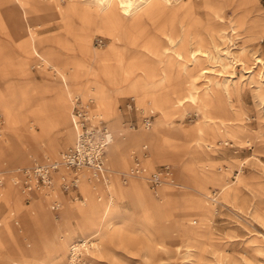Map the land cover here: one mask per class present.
<instances>
[{
    "label": "rangeland",
    "instance_id": "1",
    "mask_svg": "<svg viewBox=\"0 0 264 264\" xmlns=\"http://www.w3.org/2000/svg\"><path fill=\"white\" fill-rule=\"evenodd\" d=\"M135 1L130 0L132 4ZM152 2L147 9H154L155 12L149 10L148 20L142 27L124 33L130 36L132 45V48L126 47L127 54H132V57L125 60L132 74L148 81H158L165 77V82L177 76L185 87L183 95L188 90L198 95L207 79L215 78L223 90L225 85L228 89V104L235 118L231 127L243 132L242 137L233 147L219 145L223 140L231 143V139L226 137L227 128L217 122L213 125L212 136L203 138L198 146L195 126L200 122V113L196 112L192 103L177 106L176 96L165 89L147 95L112 94L114 111L119 119L111 127L110 123L115 117L106 118L99 109L95 102L98 99L94 95L98 91L95 88L93 93L89 90L93 84L85 86L87 93L83 89L63 87L58 77L65 75L68 82L69 74L73 70H82L85 64L78 44V38L84 35L79 34L86 30L90 51L103 52L112 45L111 36L115 30L137 20L138 15L129 17L122 11L102 9V0L0 2V15L7 13L9 20H12L15 14H21L32 22L27 36L15 38L14 33L12 37L6 36L13 32L8 20L9 30L0 33V50L5 54L0 58V114L4 120V130L0 137V178L3 183L0 189V229L6 226L13 238L4 255V264L35 262L41 254L48 255L56 245L64 242L71 246L49 264H70L69 260L75 264L73 259H69V253L72 246L77 247L79 244L83 251L82 262L79 264H264V82L260 80L257 70L254 76L244 73V70L249 71L254 66L256 58L264 59V0H189L186 4L181 0ZM241 13L246 14L245 21L249 23L259 21V27L250 32L241 29L238 21ZM173 14H187L191 19L198 20L193 28L188 25V19L182 17L177 22V29L184 30L188 25L182 38L183 50L187 49L189 53L200 47L208 59L199 55L193 61L190 56H186L178 62L172 52L166 54L170 46L159 32L152 29L151 21L159 16ZM215 16L223 17L224 20ZM212 28L215 32L223 33L230 43L224 45L217 40V43L210 45L209 51L204 42L197 44L198 34L208 35V32H213ZM177 36L176 33L174 37ZM154 37L156 39L151 40ZM21 44L30 46L31 53L36 50L41 56L36 59L31 56L22 61L19 51ZM120 44L122 46L124 43ZM175 49L182 53L178 47ZM50 51L56 55L51 56ZM39 58H43L46 63H40ZM222 59H226L227 68ZM236 61L242 63V66L236 68V77L232 79L229 75L233 74L235 66L232 63ZM202 68L210 73H197ZM222 69L225 74L221 75L219 72ZM79 73L81 75V71ZM190 76H195V79ZM60 90L67 106L69 129V96L72 94L92 99L90 112L95 109L104 115L105 119L102 120L119 146V154L112 162L109 156L111 144L106 152V179L109 183L105 188V181L95 182L92 179L95 188H91L86 179L80 177V182L84 180L89 190H84L78 183L76 189L61 192L58 177L69 176L61 170L54 176L50 199L43 200V197L39 199L36 196L25 201L20 193L19 198L6 202L3 192L15 188L8 183L16 169L30 166L34 161L55 160L70 146V142L61 144L57 154L46 157L35 156L24 162L20 158L28 148L29 140L36 142L43 136L31 115H35L41 107L48 123L52 124L56 117L52 93L57 94ZM17 96L19 99L15 103L17 109L14 114L21 121L12 123L7 138L9 125L2 108L5 101L2 100L12 104ZM78 98L85 104L81 97ZM130 101L133 103L132 109L127 108ZM100 102H106L101 95ZM148 114L152 115V125L149 130H145L141 120ZM129 124L135 125V128L131 129ZM140 133L148 134L151 140L142 139ZM137 134L140 136L139 145L134 146L131 136ZM144 146L146 156L143 165L148 171L162 166H169L172 171L171 182L158 191L152 190L144 179L129 176L133 154L142 153ZM213 164H217L215 168ZM212 173L220 176V184L229 181L228 188L222 191L219 189L220 184H213ZM133 180L143 185L139 192L128 191ZM117 189L124 193L116 195L118 212L111 217L109 211L102 223V212ZM213 193H216V205L209 200ZM37 200L43 202L42 210L37 207ZM53 201L59 204L56 211L51 209ZM149 202L162 207L170 205L168 208L165 206L166 212L160 216L162 219L152 216L153 213L147 208ZM29 208L36 214L35 217H27L34 230L31 235L19 218ZM68 208L70 212L65 213ZM78 213L86 214L81 218L82 224L89 227L88 231H84L85 242L81 241L80 233L68 235L65 229L67 225L74 227L78 224ZM202 221L205 226H202ZM164 225L169 229L162 231L158 239L157 234ZM171 244H182L185 248L172 249Z\"/></svg>",
    "mask_w": 264,
    "mask_h": 264
},
{
    "label": "bare ground",
    "instance_id": "2",
    "mask_svg": "<svg viewBox=\"0 0 264 264\" xmlns=\"http://www.w3.org/2000/svg\"><path fill=\"white\" fill-rule=\"evenodd\" d=\"M7 1H9V0H0L1 3H3V2L5 3ZM102 1H103V3L100 4V5H102V9L108 8L109 10L122 11L124 13V15L129 16V17H131L133 15H138V19L136 18L137 20H135V21H133L131 23H126L125 25L120 26L119 28H117L115 30V32L112 34V36H111L112 45H110L103 52H99V53L93 52L90 55V53L88 52V50L90 49L89 45H88V35L86 34L87 35L86 37L84 36V37L78 39V44L81 47L80 53H83V56H84V59H85V64H84L82 70H73L71 73H74V72H78L79 73V71H81V74H82V72H84V73L86 72V74H87V72H90L91 73L90 77L92 78V80H96L97 73L99 71V69L96 68L95 65H94V61L96 60L97 57H105L107 55H110V56H112L114 58V60L117 63H119L120 66H122V67H127V66L130 67L126 63L125 60H130V58L132 57V54H127L126 47L130 46L132 48V45L130 43L131 42L130 41V36L127 37V35H125V34H127V32H134V31L140 29L142 27V25L144 24V22L146 20H148V17L150 15V13H148V12H149L150 8L147 9V6L154 0H136L133 4L130 2V0H102ZM166 1L169 3V0H166ZM181 1H183L184 4H186L189 0H181ZM15 6H17V5L15 4ZM29 11L32 12L33 10H29ZM150 11H151V13H152V11L155 12L154 9H151ZM178 14H176V15L175 14H173V15H163L162 17L159 16L158 18L153 19L151 21L152 29H162L167 24L173 23L174 19L178 16ZM181 16L183 17V19H186V20L188 19V21H189L188 25L192 26L193 28L198 23V20L191 19V17H189L187 14H183ZM215 17L217 19L224 20L223 17H219V16H215ZM245 18H246V14L245 13L239 14L238 21H239V27L241 29H246L247 32H250L251 29H256V28L259 27L258 26V22L259 21L257 22V21L253 20L252 23H249L248 21H245ZM7 20L11 24V26L13 28V32L12 33L9 32L10 34H6V36L12 37L13 33H14V37L15 38H17V36H20V37H23V35L27 36V32L29 31V28L31 27L29 25L32 24V22L30 20H26L25 17H23L21 14H15L14 17H12V20L10 19L11 21L9 20V16H8L7 13L6 14L5 13L1 14L0 15V33L1 34H4L5 31H7V29L9 30V27L7 26ZM188 25L186 27L185 33L188 30L187 29ZM119 32H121L122 35ZM210 32H208L209 33L208 35H204V33L200 34V35L198 34V36H197L198 39H196L197 40V44H199L200 41L204 42V46L209 51L210 50V48H209L210 45L211 44L214 45L215 43H217L216 42L217 40L218 41L220 40L224 45L227 44V43H230V41L225 38V35L223 33L219 32V31L215 32L214 29H213V32H211V33ZM214 32L216 33L215 36L213 35ZM85 33H86V30H84L79 35H83ZM185 33L182 35V37L179 39V41H178V43L176 45V48L178 47V50H182V53L180 54L179 52H176L175 60L180 62L186 56H188V57L190 56L192 58V60L195 61L197 56H199V55L204 57V58H206V59H208L209 58L208 55L200 47L195 48L194 50L190 51L189 53H187L188 52L187 49L183 50L184 42L182 41L183 40L182 38L185 35ZM148 40H149V38H148ZM120 43H124V44H122V46H120L121 45ZM126 44H128V45H126ZM195 46H197V45H195ZM29 47L30 46H27V45H24V44L20 45L19 51H20V57H21L22 61L30 59L31 56L34 57L35 59L38 58L39 56H41L36 50H33V52L31 53L29 51ZM225 49H227V47ZM49 53L53 57L56 55V53H54L53 51H50ZM49 53L47 54V56H49ZM4 56H5V54H3L2 50H0V58H3ZM225 56H228V54H226ZM222 57H224V56H222ZM215 58H217V57H215ZM220 58H221V56H220ZM222 60L225 63L224 65L227 68V64L225 62L226 59H222ZM232 60L235 61L234 57H233ZM255 60H256V62L254 63V66H252V68L249 71H246V70L243 69L244 73L247 74V75L254 76L255 75L254 74L255 70H257L258 71L257 74H258V76H260V80L264 82V59L262 60V59L256 58ZM38 61L40 63L41 62H43V63L45 62L46 63V61L43 58H39ZM238 62L239 61H236V62H233V63L231 62L235 66V69L233 70V74L229 75V77H231L232 79L236 77V68L239 67V66H242V63L238 64ZM219 63H218V65H219ZM221 64H223V63H221ZM200 66H201V64H200ZM46 67L50 68V67L47 66V64H46ZM223 70L224 69H222V72H219L221 75L225 74L223 72ZM192 71H194V70H192ZM198 72L200 74H209L210 73V71L207 70L206 68L199 69V70H197V73ZM57 73H58V71L55 72V74H57ZM61 73L63 74L62 71H61ZM193 73H195V72H193ZM132 75L133 74H131L130 78H128V79H133V81H132L131 85L128 88L129 91L126 92V93H133V94L137 93V94H141V95H147L150 92H157V91H161L162 89H165L168 92H171L172 94H174L176 96V105L177 106L183 107L186 103H188V104L192 103V104L195 105L196 112L200 113V115H201V119H200L199 124H197L195 126L196 136H197V145L198 146L201 144L200 141H202L203 138L212 136V132L214 130L213 129V125H215L217 122L221 123L223 126H225V128H227V132L228 133H227L226 137L231 139V143L228 142V141L223 140L222 142H220L219 145H221V144L225 145L226 144L229 147H233L235 144H237L239 142L240 138L242 137V135H243L242 133L243 132L237 130L234 127H231V125H234L232 123L234 122L235 118H234V114H232V112L230 110V105L228 104V102L230 101L228 89H227V87L225 85L224 90H223L220 87V84H219L218 80H216L215 78L209 77L207 79V81H206V84L203 85L201 93H199L198 95H195L194 93H192L189 90L186 93V95H183V93L185 91L184 90L185 87L183 88V86L181 85V83H180L179 79L177 78V76H172L169 79V82L168 81L165 82V79L164 80L161 79L160 81H148V80L137 79V78L135 79V75H133V76ZM194 77L195 76H190V78H194ZM79 78H82V75H80ZM224 82H226V81H224ZM90 83H87L86 85H88ZM91 84H93V87L89 89L90 92L93 93L94 88H95L96 91L104 94L103 93V88H104L103 87V82H100V86H98L95 83H91ZM85 86L83 87V89H85ZM223 86H224V84H223ZM63 87H65L67 89L68 87L71 88V85L68 82H66ZM120 91L121 90L117 89L116 90V94L121 93ZM92 93H90V94H92ZM62 94H63L62 90H60L57 93V95H56V98H55L56 117H55V120H54V122L52 124L48 123V120H47V117H46V113L43 114L42 110H44V109L41 108V107H39L40 109L37 111V113L35 115H31V118H33V120H35L36 123L39 125V131L41 130L43 136L41 135L42 137L40 138V140H37L36 142L35 141L31 142V140L28 141V148L25 151L21 150V151H23L22 152L23 154L20 156V158H22V162L27 161L31 157L33 158L35 156L36 157H40V156H45L46 157L48 155L57 154V152L60 149V145L62 143L70 142V146L69 147H71V146H73L75 144L76 135H75V132H74L72 126H71V121H70L71 110H72L71 106H73V99L74 98L81 97L84 100L85 104L84 103L83 104L87 107V109H88V111H89L91 116L100 118L101 120L105 119L104 115L102 113H100V112L95 111V109L90 112L89 104L93 102L92 99L83 97V96H81L79 94H72V95L69 96L68 119H69V124H70V127H71L69 129L67 127V109L63 108V106H62V104H63L62 103L63 102ZM18 99H19L18 96L15 97L13 99V101H12V104L8 103V101H6V100H2L3 102L5 101L4 104H2V108H3V111L5 112V115H6V118H7V121H8V125H9V127H8L9 130L7 132V138L9 137V134H10L9 131L11 130L12 123L15 122L16 120L21 121L20 117H16L15 114H14V110L17 109L16 108L17 104L15 105V103H17ZM59 111H60V113H58ZM111 111L107 110L106 112H103V113L105 114L106 118L112 119V117H115L113 122L110 123V126L113 127V126H115L118 123L119 116H118V114L115 111L114 112L113 111L111 112ZM0 118H1L0 124L1 123L3 124V127L1 126V128H0V137H1V134H2V132L4 130V120H3V117H2L1 114H0ZM140 136L142 137V139L144 138L147 141L151 140V137L148 136V134H146V133H143ZM140 136H139V134L131 136L132 137L131 139H133L132 141H133V145L134 146H138L139 145ZM111 137H112V141H111V146L109 147V149H110L109 150V156L111 157V162H112L113 159L119 154V146L114 142V138H113L112 134H111ZM156 138H157V136H156ZM212 138H214V137H212ZM122 142H123V140H122ZM1 148L2 147H0V152H1ZM139 155L141 157L142 164H143V159H144V157L146 155L142 154V153H140ZM216 165L217 164H213V167L215 168ZM239 166H241V165H239ZM239 166H238V168H239ZM24 168H28V167H24ZM19 169H21V168H18L16 170H19ZM238 172L240 173L241 170L238 171ZM77 175H78V183L80 181V177L82 175H84L86 177L87 183L91 186V188H95V185L93 184V180H92V173L89 170H85V169L81 170V171H79L77 173ZM212 175H213V173H212ZM14 178L15 177H13L8 184L10 186H12V187L17 188L14 185ZM135 178L141 179L139 177H135ZM212 182H213V184H220V176H218L217 174H214L212 176ZM0 183L3 184L1 178H0ZM104 183H105L104 185H105V188H106L108 183H109L108 179H105ZM169 183H167V184H169ZM80 185H81L80 187H82L84 190H86V189L89 190V187L84 182V180H83V182L81 181ZM227 185H229V181L228 182H224L223 184H220L219 185V189L224 191L225 189L228 188ZM163 186L157 188L156 191H158ZM1 187H0V189H1ZM15 188H13L12 190H7L5 192V200H6V202L15 200L16 198H19L20 192H19L18 189H15ZM142 188H143V185L141 184V182H139L137 180H133L131 182V185H130L128 191L129 192H134V191L135 192H137V191L139 192ZM52 191H53V189H51L49 191L34 192L32 194V196L30 197V199H26V200L30 201L35 196H37V198H39V199H42V197H43V200H45L47 198L50 199L52 197V194H51ZM167 192H169V191H167ZM123 194H124L123 192H120L117 189V191H115V195H111L110 200L106 204V206L104 208V211L102 212V215L100 217V219L102 218V220H101L102 223L105 222L106 216H107L109 211H110L111 217H113L115 215V213L118 212V207L116 205V195L121 196ZM216 199H217L216 193H213V194H211L209 196V200L213 202V205H216V204H214L216 202ZM37 202H38L37 207L40 210H42L43 209V202L40 201V200L39 201L37 200ZM165 206L162 207V206H159V205H156V204H153V203L149 202L148 205H147V208H149L150 212H152L154 214V215L152 214V216H155V217L157 216L156 219L159 220V219H162L160 216L165 214L166 211H164V210L166 209V207L168 208L170 205H167L166 207ZM111 207H112V209L110 210ZM69 212H70L69 208L65 209V213H69ZM162 212H164V214H162ZM78 214L80 216V220H79L78 224L76 226H74V227H70L69 225H67V226H65V229H66V232H67L68 235L71 234V233H80L81 241L85 242V238L83 237L84 236V231H88L89 227H85V225L82 224L83 222H82L81 218L84 217L86 214H83V213H78ZM35 216H36L35 211L33 209H30V208L26 212L21 213L20 216H19V218L21 219V221H22V223L24 225V228L26 229V231H27V233L29 235H31V232L34 231V230L30 227V225H31L30 221L31 220L28 219L27 217H35ZM96 220H97V218L95 219V221ZM109 222L111 223L112 221H109ZM205 225H206L205 222L202 221V226H205ZM162 228H163V230H162ZM168 229H169V227H166L165 225L162 226L160 228V230H159L160 231L159 235L157 234L158 239H160V237L162 235V231L163 232H164V230L168 231ZM157 233H158V231H157ZM0 234H1V236H0V264H4V255H5L6 251H8V246L11 243V239H13V238H11V234L9 232V229L6 226H4L2 229H0ZM63 242H64V240H63ZM56 244H58V243H56ZM181 245H176L175 246V245L171 244L170 247L172 249H176V250L179 249V248H183V247L185 248L184 245H182V246ZM70 246H71V244H68L67 242L66 243L64 242L63 244L56 245L55 249L53 251H51L48 255L44 256L43 254H41L39 256V258L35 262H29V264H49L51 262V260L53 261L55 259V257L57 255H59V253L63 254L65 252V250L67 248H69ZM72 248H75V247L72 246L70 249H72ZM69 261H70V264H71L72 260H69Z\"/></svg>",
    "mask_w": 264,
    "mask_h": 264
},
{
    "label": "built area",
    "instance_id": "3",
    "mask_svg": "<svg viewBox=\"0 0 264 264\" xmlns=\"http://www.w3.org/2000/svg\"><path fill=\"white\" fill-rule=\"evenodd\" d=\"M130 102L127 108L132 109L133 103ZM70 121L76 135L73 146L60 153L55 160L34 162L28 168L15 171L14 185L25 200L30 199L34 192L51 190L54 185V176L59 174L61 170L69 174V176L59 175L58 177L61 192L67 193L76 189L78 186L77 173L84 169L92 173V179L95 182L105 181L108 171L106 151L112 141L106 123L100 118L91 116L79 98H75L73 101ZM129 125H131V129L135 128V125ZM151 125L152 115H145L141 120V126L145 130H149ZM142 154H146V147L142 148ZM132 159L129 176L143 178L152 190H156L171 181L172 171L169 166H162L150 172L142 164L140 155L133 154ZM58 208L59 204L53 201L51 209L56 211ZM81 248L79 244L72 248L69 253V259H73L75 264L82 262L83 251Z\"/></svg>",
    "mask_w": 264,
    "mask_h": 264
},
{
    "label": "crops",
    "instance_id": "4",
    "mask_svg": "<svg viewBox=\"0 0 264 264\" xmlns=\"http://www.w3.org/2000/svg\"><path fill=\"white\" fill-rule=\"evenodd\" d=\"M180 19H182V16L178 15L174 19L173 23L167 24L162 29H153L154 31L159 32L160 35L164 37V41L166 42L167 45L170 46L168 49H166V54H169V51L172 52L173 58L176 57V51H175L176 45H177L179 39L181 38V36L186 31V28L184 30L177 29L178 28L177 22ZM119 33L122 35L121 32H119ZM176 33L178 35L177 38L174 37L176 35ZM83 35L85 37L87 36L86 33ZM78 39H80V38H78ZM155 39L156 38L154 37V39H152V40L154 41ZM88 52L90 53V55L93 53L92 51H90V49L88 50ZM94 65L96 68L99 69V71L97 73L96 80H92V78L90 77V75H91L90 72H87V74H86V72L85 73L82 72V74H81L82 78H79L80 74L78 72H74V73L69 74L68 83L71 85L72 89L79 90V89H83V87L87 83L91 82V83H95L98 86H100V82H103V87H104L103 93L104 94H101L100 92H95L94 95L96 94L95 96L98 99V101H95V102L97 103V105L99 106V109L102 112H106L107 110H110V111L112 110L114 112V106H113L114 102H113L112 94L119 95V94H123V93H126L129 91L128 88L133 81V79H128V78H130V76L132 74L131 67L120 66L119 63H117L114 60V58L110 55H107L105 57H97L96 60L94 61ZM136 78L140 79L139 77L135 76V79ZM161 79L164 80L165 77H162ZM58 80L61 82L62 85H64L66 83V78L64 75L59 76ZM83 80L85 81V83H82ZM160 80H158V81H160ZM117 89L121 90L120 91L121 93L116 94ZM84 90L85 89H83V92H86V90L85 91ZM56 95L57 94H55V92L52 93V97L54 98V100L56 98ZM100 95L105 98L106 102H100ZM62 96H63V94H62ZM62 103H63L62 104L63 108L67 109L64 97H63ZM114 119L115 118H113V120ZM68 121H69V119H68ZM69 126H70V124H69ZM62 144H65V143H62ZM34 162H37V161H34ZM27 167H29V166H27ZM82 177L84 179H86V177L84 175H82L81 178ZM82 182H83V180H82ZM79 183H81V182L79 181ZM5 191H6V189L4 190L3 195H4Z\"/></svg>",
    "mask_w": 264,
    "mask_h": 264
}]
</instances>
